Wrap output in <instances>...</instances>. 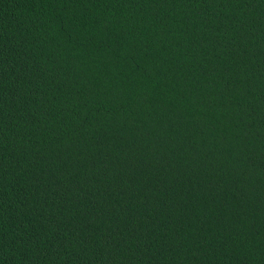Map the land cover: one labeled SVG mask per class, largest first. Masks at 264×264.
<instances>
[{
    "label": "trees",
    "instance_id": "obj_1",
    "mask_svg": "<svg viewBox=\"0 0 264 264\" xmlns=\"http://www.w3.org/2000/svg\"><path fill=\"white\" fill-rule=\"evenodd\" d=\"M0 264H264V0H0Z\"/></svg>",
    "mask_w": 264,
    "mask_h": 264
}]
</instances>
